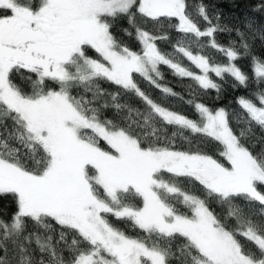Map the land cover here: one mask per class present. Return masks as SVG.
<instances>
[{
  "label": "snow or ice",
  "instance_id": "1",
  "mask_svg": "<svg viewBox=\"0 0 264 264\" xmlns=\"http://www.w3.org/2000/svg\"><path fill=\"white\" fill-rule=\"evenodd\" d=\"M256 39L253 18L233 29L202 2L0 0V264H264ZM225 85L246 90L237 108L200 99Z\"/></svg>",
  "mask_w": 264,
  "mask_h": 264
},
{
  "label": "trees",
  "instance_id": "2",
  "mask_svg": "<svg viewBox=\"0 0 264 264\" xmlns=\"http://www.w3.org/2000/svg\"><path fill=\"white\" fill-rule=\"evenodd\" d=\"M190 5H197L199 3H203L208 6V9L210 12H218L221 17V22L223 24L228 25L230 28H240L244 29L245 24L248 21L249 18L254 19V26L256 28H264V15L258 14L253 12L252 5H254L257 0H188ZM121 25L123 27H127V24L125 21H121ZM118 35L122 36V38L127 42L133 50H138L139 45L136 43L133 37L124 36L122 32L117 33ZM171 35L175 37L177 34L175 32H172ZM217 40L221 44H228V42L235 38V33H218L217 34ZM166 50H171V46L167 43H164L161 45ZM253 52L261 57H264V41H261L260 39H256L253 42ZM218 58L222 59V57ZM240 66L245 71L251 72L249 61L247 59H242L239 61ZM165 74V80L164 82L167 83L170 87H172L176 92L181 93L182 95H185L187 97V85L188 81H181L175 76L171 74L169 70L166 68H162ZM102 87L107 88L109 90H113L114 86L108 85L106 83H102ZM142 87H144L146 90L150 92V94L153 96V98L159 99L160 92L155 89L148 86L145 82H142ZM245 89H233L229 85H225V91L223 92V95L220 99L216 98V93L214 91H210L207 95H202L200 99L207 104L208 106L212 108H218V107H226L229 109L237 108L235 104V99L238 95L244 94ZM131 104H133L136 107L143 108L144 105L139 101V99L135 97H131L130 101ZM169 107H174L175 110L181 111L186 115L193 116V109L187 105L183 104L179 101L171 100L168 104ZM238 110V109H237ZM105 116L107 118H114V114L111 110H108L105 112ZM232 127L234 130L239 132L241 128H243V124L233 119L232 121ZM169 132H171V129H169ZM256 135H264V133H261L259 129H256ZM262 147L261 144L257 143L255 145V151H259ZM209 151H212V147L209 146ZM198 191V189H196ZM8 204L7 201H0V207H5ZM214 207H216L214 205ZM113 222L116 223V225L123 230H125L129 235H137V231L133 230L129 224H125L123 222L115 221L113 218ZM31 227V225H30Z\"/></svg>",
  "mask_w": 264,
  "mask_h": 264
}]
</instances>
